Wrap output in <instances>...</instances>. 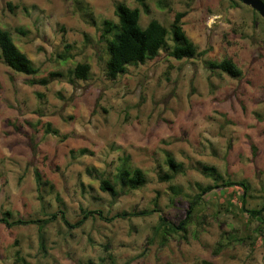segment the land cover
Returning <instances> with one entry per match:
<instances>
[{
  "label": "rangeland",
  "instance_id": "374dc122",
  "mask_svg": "<svg viewBox=\"0 0 264 264\" xmlns=\"http://www.w3.org/2000/svg\"><path fill=\"white\" fill-rule=\"evenodd\" d=\"M159 1L146 0L149 10L144 11L137 0H122L130 7L139 8L141 26L165 9L169 13L188 9L182 18L188 29L186 34L190 32L192 39H199L198 25L202 17L198 8H191L190 4L197 3L204 8L205 0H175L178 9L170 7L172 0H163L165 6ZM110 2L81 0L82 7H79L73 0H8L0 12V26L7 29L12 38L13 34L21 38L33 37L29 42L34 44L32 48L28 43L15 44L34 64L40 63V56L48 58V49L52 48L56 60L64 65L75 61L73 53L86 48L94 39H107L102 31L104 19L99 18L110 11ZM207 4L204 23L215 28L212 0H207ZM49 5L53 6L47 17L52 20L51 36L42 32L39 20L29 13V9L44 13ZM258 19L252 20L251 34L240 33L233 40H229L227 34L219 37L220 43L231 52L230 55L224 52L220 60L229 57L236 65H245L240 76L245 77L252 91L244 89L241 92L239 83L230 86L236 77L227 73L228 82L220 76L221 83L213 85L207 75H202L197 84L194 79L197 71L206 73L208 66L185 72L183 67H177V63L186 59L169 56L166 61H157L155 57L143 64L129 65L126 72L117 76L119 84L113 83L103 92L84 89L77 97L67 94L68 81L57 77L49 84L41 85L35 82L37 76L16 73L0 59V217L6 211L11 214L10 219L44 217L50 213L45 209L46 203L48 208L55 206V211L62 209L71 222L80 216L82 208L101 209L106 217H111L139 207L129 201L126 207L114 210L100 194L106 191L100 189L89 169H84L83 174L72 171L78 151L83 156H95V141L100 138L98 127L102 124L107 128L110 118L124 129L119 138L135 141L130 145L133 149L140 146L141 133L145 144L155 141V149L144 148L141 152V169L145 176L149 161L155 164L156 156L163 157V163L156 167L164 169L167 168L166 156L182 162L177 157H185L187 148L194 149L192 143L173 140L174 144H186V148L173 151L166 139H171L172 126L181 133L188 128L199 129L196 143L204 147L208 155L197 161L200 167L192 169L194 177H202L193 180L197 191L199 186L208 185L204 183L208 177L201 172L202 165H211L225 177L245 179L251 186L249 202L259 203L264 196V61L252 54L257 47L255 28ZM247 24L244 20L241 27ZM18 29L24 33H19ZM53 37L59 43H54ZM37 40L39 43H35ZM66 44L70 45L72 56L63 60L58 54L64 51ZM89 65L91 69L92 65ZM181 75L185 81L183 91L179 87ZM106 96L107 103L102 104ZM169 97V104H164L162 101ZM129 104L134 107H128ZM141 109L146 110L144 116L140 114ZM155 109L162 111L157 113ZM97 117L100 120L94 124ZM161 119L165 123L157 126ZM52 130H57V134ZM82 149L85 152L82 153ZM218 153H223V159ZM37 159H43L45 163L49 159L56 161L55 168L45 170L48 179L40 190L35 178V170L40 173L34 163ZM61 161H68L63 164V173ZM74 178L78 179L79 192L68 195L69 181ZM157 180L164 183L160 177ZM57 186L60 192L56 191ZM141 189L148 190L141 197L148 203L159 200L163 191L159 187L149 189L147 181L130 191L139 194ZM240 193L239 187L234 186L223 190L215 188L205 194L204 201L194 212L199 209L198 218L194 219L192 215L185 231L172 234L153 235V229L159 223V219L152 221L153 214L116 217L111 221L95 215L81 227L71 230L56 220L45 226L42 238L36 224L9 227L0 223V260H11V264H73L74 257H79L81 264H244L248 258L245 248L257 249L259 244L260 249H264V241L255 234L248 239L246 236L252 235L253 231L244 226V218L224 210L226 198L233 194L238 197ZM49 196L51 201L47 200ZM108 196L111 197L109 193ZM186 201L187 198L169 201L170 215L176 220L185 216L183 206ZM237 235L239 238L245 236V242L234 240ZM204 236L211 238V242H202ZM41 242H44L45 250L41 248ZM97 250L107 255L96 256Z\"/></svg>",
  "mask_w": 264,
  "mask_h": 264
},
{
  "label": "clouds",
  "instance_id": "9594fccd",
  "mask_svg": "<svg viewBox=\"0 0 264 264\" xmlns=\"http://www.w3.org/2000/svg\"><path fill=\"white\" fill-rule=\"evenodd\" d=\"M7 2L8 0H0V12L4 10V5ZM13 2H16V0H13ZM121 3L122 0H111L109 3L110 11L104 17L99 19H111L112 21H116V17L112 15V10H114L113 5L120 6ZM52 7L53 6L51 5L47 6L48 10L44 13L29 9L30 15L39 20L42 32H47L49 36L52 35L50 30L52 20L47 19V17L51 15ZM170 7L178 9L179 6L175 3V0H172ZM190 7L198 8L202 17L201 22L198 25V40L192 39L190 32L188 33V39L186 40L180 34V28H184L185 32L188 31L184 20H181L179 25H177L175 22V11L169 13L168 10L165 9L163 13L155 15L154 17L161 21V28L154 37L135 34L136 39L142 45V51L147 50L149 54L154 52L158 53V55H156L157 61H166L169 56L173 54L189 58L177 63V67H183L185 72H188L190 68L200 69L207 65L209 70L206 73L197 71L196 76L194 77L197 84L202 75H207L209 82L213 83V85L221 83L218 79L220 76H223L225 82H228V77L225 73H231L236 77V80L231 81L230 86L234 87L239 83L241 92H243L244 89L252 91V89L249 88L245 77L240 76L235 68L228 65H220L222 54L227 52L230 55L231 52L220 43L219 37L222 34H227L228 39L233 40L240 33L251 34L252 20L257 18V14L244 3V0H212L211 7L216 17L215 24L217 25V27L213 28L211 25L205 26L204 23L207 19V13L204 10V8L208 7L207 0H205L204 8L199 7L197 3H191ZM187 10L188 9H185V11ZM244 20H247L248 24L246 27H241V22ZM98 26H100L99 20ZM120 31L121 29L119 28H112L107 39H94L86 48L78 49L76 53H73V55H76L75 61L66 62L64 65H61L56 60L54 50L49 48L48 58L40 56V63L34 65L37 69V77L49 78L50 73L59 72L61 74L59 77L60 79L70 82L66 89L67 94L75 95L77 97L80 96L81 91L84 89L91 88L96 92H103L105 88H111L113 83L119 84L120 81L117 78L119 67L125 62L132 63L134 60V57L129 54L124 52L118 53L117 50L112 48L108 43V40L115 39ZM99 35H102V32L99 33L98 36ZM255 37H258V40L257 47L252 51L253 57L260 58L264 61V19H258V24L255 28ZM255 37H251L250 35V38ZM32 39V36L21 38L13 34L14 43H17L18 45L28 43L29 48L34 47V44L29 43ZM53 42L59 43L54 37ZM35 43H39V41L37 40ZM177 48L182 50L176 51ZM78 63L91 64L92 67L90 70L74 68L73 65ZM237 67L240 72H244L245 65L238 64ZM179 87L180 91H183L185 88L183 75H181V83ZM169 101L170 97L162 102L164 104H169ZM160 102L161 101H157V103ZM101 103H107V96L101 101ZM193 104L195 107V97H193ZM172 106L174 107V105ZM128 107H134V105L129 104ZM161 111L162 110L160 109H155V112L157 113H161ZM140 114L141 116H144L146 110L141 109ZM99 120L100 118L97 117L93 120V123H98ZM153 123H155V116H153ZM164 123L165 121L161 119L160 125L157 126H162ZM172 127L173 131L170 134L171 139H168L167 137L166 139L168 140V143L172 145L173 151L180 148H186V144H174L172 142L173 140L192 143L194 149L187 148L185 153L186 158L177 157L178 160L182 161V166L177 168V173H179V175H174L172 178L165 175L168 171L166 167L164 169L156 167V164L163 163L162 156H156L155 164L149 161L146 169L147 175L143 177V179L147 181L149 189L159 187L163 190L159 200H153L152 203H148L147 199H141L148 190L141 189L139 194H133L128 188L129 185L136 184L141 180V177L137 174V170L142 167L141 152L144 148L155 149V141H150L148 144H145L143 134L141 133L140 146L133 149L130 145L135 143V141L130 140L128 137L119 138L120 133L124 129L121 128L120 124H118L115 119H109L107 128L102 124L98 127L100 138L95 141L97 143L95 156H83L79 154V151L77 152L76 160L72 162V171L83 174L84 169H89V174L97 184L103 181L108 187L112 188L113 195L111 197L108 196L107 192H102L100 194L105 197V202L111 204L114 210L122 209L127 206L129 201H134L139 207L132 208L130 209L131 211L143 212L148 210L153 213L151 217L153 222L159 218H166L179 226L180 221L170 215L171 206L169 201L186 198L189 194L192 198H195V196L198 195L197 187L195 183H193V180L202 179V177H194L192 169L200 167L197 161L203 160L208 153L204 147L196 143L199 129L188 128L185 133H181L176 130L175 126ZM92 142L93 141H89L88 143ZM197 153H203V155H197ZM149 154L151 155V152ZM218 155L223 159V153H218ZM169 158L171 159V157ZM34 163L39 168L41 182L44 183V181L48 179L45 170L55 168L56 161L49 159L47 163H45L43 159H37ZM65 163H68V161H61V173H63V164ZM201 171H204L205 175L208 176V179L204 181L205 184H211L213 178L218 180L222 175V172L217 174L212 172L211 169L205 170L201 168ZM157 177L164 180V183H159ZM233 179H240V177L234 176ZM56 191L60 192L59 186H57ZM78 192L79 182L77 178H74L69 181L68 195H73ZM61 195H63V193H61ZM113 197H115V199H113ZM47 200L51 201L52 197H47ZM45 209L47 212H54L55 206L48 208L46 203ZM198 215L199 209L193 214V218H198ZM159 227L162 230L164 226L160 225ZM213 231H215V229H213ZM134 239L139 240L140 238ZM205 240L211 242V238L208 236L202 237V242ZM95 255L106 256L107 254L97 250ZM245 255L248 258L244 261V264H264V249H260L259 244L257 245V249L246 247ZM0 264H11V260H0ZM73 264H81L80 258L74 257Z\"/></svg>",
  "mask_w": 264,
  "mask_h": 264
},
{
  "label": "trees",
  "instance_id": "16d2710c",
  "mask_svg": "<svg viewBox=\"0 0 264 264\" xmlns=\"http://www.w3.org/2000/svg\"><path fill=\"white\" fill-rule=\"evenodd\" d=\"M73 1L75 4H78L79 7H82V5H80L81 0H73ZM137 1L144 11L149 10V6L146 0H137ZM159 2H160L159 4L162 6L166 5V3H164L163 0H160ZM7 5L10 9L13 8L10 3H8ZM253 12L257 14V17L259 19H263L255 10H253ZM114 13L116 16V21H112L110 19H104L101 22L103 35H106L107 38L112 28L121 29L120 33L116 36V38L108 40V43L112 46V48H115L118 53L124 52L134 57L132 63L125 62L121 64V66L118 69V73H117L118 76L119 74L126 72L129 65L143 64L146 60L153 59L156 57V55H158V53L155 52L149 54L147 50L142 51V45L136 39L135 34H139L141 36L147 35L149 37H154L161 28V22L156 18H151L145 26H141L139 24V18H140L139 8L130 7L124 2H122L120 6H115ZM186 13H187L186 11H178L175 13V22L177 25H179V22L186 15ZM17 31L22 34L24 33V31L20 29H18ZM180 34L186 40L188 39V35L184 31V28H180ZM69 48L70 45L66 44L64 51L58 54V58L63 60H67L68 58H70L72 55L70 54ZM181 50L182 49L179 48L176 49V51H181ZM171 56L177 60H181L184 58L189 59L183 56H176L174 54ZM0 59L6 66H8L11 70H13L16 73L30 75V76H37V69L34 67L35 64L27 56V54L23 52L13 42V38L10 32L7 29L3 28L2 26H0ZM220 65H228L232 68H235L236 71L239 73V75H241V72L237 67L235 61L229 57L221 59ZM74 68L89 70L90 65L84 63H78L74 66ZM227 74H229L232 77H235L231 73H227ZM60 75L61 74L59 72H52L49 74V78H37L35 79V82L41 85H47L52 80L56 79L57 77H60ZM52 131L55 134H57V130H52ZM81 151L83 153L85 152V149H82ZM169 157H171V159ZM165 164L167 165V170H168L165 173L166 176L172 178L174 175H179V173H177V168L182 166V162H179L173 156L168 155L165 158ZM202 168L205 170L211 169L212 172H215L217 174L221 173L220 171H218V169L215 166L204 164L202 165ZM201 172L205 175L204 171ZM137 174L141 177V180L136 184L129 185L128 186L129 190L137 189L145 184L146 180L143 179L145 175L141 168L137 170ZM35 178H36L37 188L40 190L41 186L47 183V181H44V183L41 182V174L38 172V170H35ZM99 186L101 190L108 192L111 196L113 195V189L108 187L105 182L101 181L99 183ZM234 186H238L239 189L241 190V193L238 197H236V194H233L230 197L226 198V201L223 202V205H226L224 207V210L227 212H232L236 215H240L241 218H244L243 220L244 226L247 229L250 228V230L253 231L252 235L250 234L246 236L248 239L252 238V236H254L255 234V237L260 236L264 241V196L261 197V201L259 203L257 204L250 203L249 197L252 196L250 192L251 191L250 184L245 179L235 180L230 178L229 176L225 177L223 174L220 176V179L218 180L213 178V182L211 184L205 185L203 187L199 186V191H197L198 195H196L195 198H192L191 195L186 197L187 201L186 204L183 206V210L185 211V216L180 219L179 226H177L175 223H172L170 220H167L166 218H159L158 225L153 229V235L172 234L178 231H185L186 226L188 225L193 213L195 212L196 207L199 206V204L204 201L205 194L213 191L215 188H219L223 190L224 188L229 189V188H233ZM218 209L220 210V207ZM151 214L153 213L148 210H145L143 212L123 211L111 217H106L101 209L82 208L80 216L75 221L71 222L66 217V214L62 209H58L57 211L47 213L46 216L44 217L31 218V219H22V218L10 219L11 214L10 212L6 211L0 217V223L5 224L6 226L9 227L25 225L30 223L36 224L39 228L42 238L43 235L42 230H44L45 226L56 220H60L68 229L71 230L81 227L88 218L93 217L95 215H98L101 219L111 221L116 217L127 218L133 216H149ZM160 225L164 226L162 230L159 227ZM254 225L255 227L252 228V226ZM246 237L243 236L239 238V235H237L234 236L233 238L234 240L239 239V241L245 242ZM251 244H254V241H251ZM41 248L45 250L44 242H41Z\"/></svg>",
  "mask_w": 264,
  "mask_h": 264
},
{
  "label": "water",
  "instance_id": "95a60500",
  "mask_svg": "<svg viewBox=\"0 0 264 264\" xmlns=\"http://www.w3.org/2000/svg\"><path fill=\"white\" fill-rule=\"evenodd\" d=\"M244 3L250 6L264 19V1L263 0H244Z\"/></svg>",
  "mask_w": 264,
  "mask_h": 264
}]
</instances>
